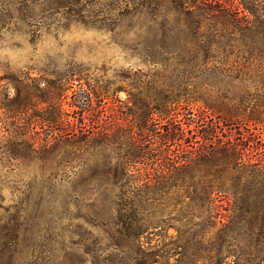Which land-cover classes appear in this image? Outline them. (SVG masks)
I'll list each match as a JSON object with an SVG mask.
<instances>
[{
  "label": "trees",
  "instance_id": "obj_1",
  "mask_svg": "<svg viewBox=\"0 0 264 264\" xmlns=\"http://www.w3.org/2000/svg\"><path fill=\"white\" fill-rule=\"evenodd\" d=\"M24 1L0 0V24L19 20ZM48 1L76 21L91 2ZM102 1L90 10L97 21L111 30L134 22L143 40L130 48L152 67L81 83L71 111L61 100L69 86L8 78L16 93H0V264H169L175 255L174 264H264V110L247 113L244 97L227 96L264 91V6ZM96 98L107 127L89 130ZM148 234L164 238L160 249L146 246Z\"/></svg>",
  "mask_w": 264,
  "mask_h": 264
},
{
  "label": "rangeland",
  "instance_id": "obj_2",
  "mask_svg": "<svg viewBox=\"0 0 264 264\" xmlns=\"http://www.w3.org/2000/svg\"><path fill=\"white\" fill-rule=\"evenodd\" d=\"M117 1L123 7L128 0H106L109 4ZM234 2L236 5L239 4V0H234ZM253 2L256 8H259L263 13L264 0H254ZM102 3H104L102 0H91L89 10L85 12V18L76 21L66 11L46 9L45 5H49L48 0H25L23 7L26 11L20 13L19 20H7V23L0 24V93L4 92L3 86H9L7 88L9 97L15 95L16 88L8 83V78L12 76L23 79L32 87L36 85L47 87L53 82L64 84L70 89L61 97L62 106L71 111L72 108L69 106L71 97L81 83L84 89H87L88 84L97 86L107 78L114 79L117 74L133 72L136 69L148 71L152 66L144 62L141 55L130 48L136 44L137 40H143L139 36L137 25L127 18L122 21L120 27L114 30L109 29L108 25H101L97 21V15L91 11L99 10ZM29 16L33 17L30 18ZM117 16H119L118 10L114 17ZM121 18L123 16L120 15ZM234 95L246 99L243 109L247 113L255 108L264 110V91L250 88L247 91H234L227 94L229 97H234ZM118 96L123 101L128 100V94L124 90L119 91ZM1 98L2 96H0V100ZM103 103L102 98L94 100L95 111L90 115V118L85 119L89 130H92L93 125L107 127L106 115L108 112L102 108ZM38 104L46 105L42 102H38ZM115 104L109 103L112 107L111 111L118 107ZM121 105L123 109H119L126 111L128 108L126 104ZM197 109L198 106H193L192 112L197 113L199 110ZM75 115L78 116V114ZM190 119H192L191 116L186 114L183 120L188 122ZM161 124L164 125L165 123ZM180 125L181 122L173 121L170 126L178 128ZM170 126L168 125V127ZM250 126L253 128L255 125L251 123ZM108 127L112 128L114 124L108 125ZM259 127L264 132V123H260ZM198 130L202 131L200 128ZM198 130L195 128L189 133V143L194 140L195 136L199 135ZM45 131L53 132L54 129L48 127ZM165 139L161 137V143H165ZM155 141L158 142L157 137L152 134L145 137L143 144L147 149H150L153 148ZM141 167L144 170V167ZM148 167L151 169L150 166ZM10 194V190L5 189L7 204L11 200ZM221 204L223 205L222 212L227 214L230 210L227 199H223ZM79 222L84 225V229H93L95 233H99L102 237L105 236L99 228L93 227L84 219L79 220ZM176 233L175 229L170 230V234L176 235ZM148 236L146 246L160 249L164 238L155 234H148ZM177 256H171L169 264H174Z\"/></svg>",
  "mask_w": 264,
  "mask_h": 264
}]
</instances>
